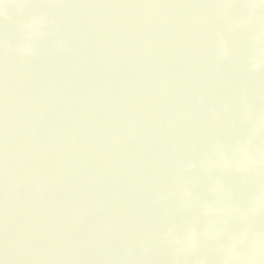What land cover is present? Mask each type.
Wrapping results in <instances>:
<instances>
[{
	"label": "water",
	"instance_id": "1",
	"mask_svg": "<svg viewBox=\"0 0 264 264\" xmlns=\"http://www.w3.org/2000/svg\"><path fill=\"white\" fill-rule=\"evenodd\" d=\"M0 264H264V0H0Z\"/></svg>",
	"mask_w": 264,
	"mask_h": 264
}]
</instances>
